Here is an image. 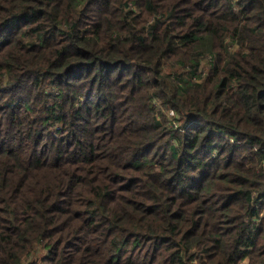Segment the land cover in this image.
<instances>
[{
	"label": "trees",
	"instance_id": "1",
	"mask_svg": "<svg viewBox=\"0 0 264 264\" xmlns=\"http://www.w3.org/2000/svg\"><path fill=\"white\" fill-rule=\"evenodd\" d=\"M0 264H264V0H0Z\"/></svg>",
	"mask_w": 264,
	"mask_h": 264
},
{
	"label": "rangeland",
	"instance_id": "2",
	"mask_svg": "<svg viewBox=\"0 0 264 264\" xmlns=\"http://www.w3.org/2000/svg\"><path fill=\"white\" fill-rule=\"evenodd\" d=\"M172 113L170 112L169 114H168V118L172 121ZM173 123H175V122H173Z\"/></svg>",
	"mask_w": 264,
	"mask_h": 264
}]
</instances>
